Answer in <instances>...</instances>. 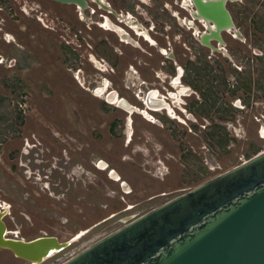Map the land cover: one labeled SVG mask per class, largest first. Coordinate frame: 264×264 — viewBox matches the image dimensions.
<instances>
[{"label":"rangeland","instance_id":"obj_1","mask_svg":"<svg viewBox=\"0 0 264 264\" xmlns=\"http://www.w3.org/2000/svg\"><path fill=\"white\" fill-rule=\"evenodd\" d=\"M129 1L133 4V16L150 28V1ZM156 1L167 16H171V11L186 16L177 0ZM263 3L264 0L228 2L226 8L243 38L221 32L220 51L212 49L213 40L204 47L207 57L216 59L212 64H219L224 71L229 86L235 78L227 67L233 65L223 56V50L241 51L248 57L249 66H259L255 57L264 48V31H257L253 20L259 18L264 24ZM12 6L6 14L0 13L4 19L0 21L2 32L11 38L8 43L0 38V96L11 99L9 106L0 109V208L9 210L2 220L8 237L23 240L54 236L62 242L81 234L38 264L64 262L122 226L125 219L136 218L250 158L252 145L263 150L264 139L259 130L261 125L264 127V93L243 104L237 97L250 96V92L241 88L233 95L220 91L223 107L232 116L226 120L218 119L214 108L208 116L187 110L181 114L178 109H185L189 100H199L197 94L191 93L178 96L174 111L181 121L170 119L163 112L156 114L171 120L163 121V126L122 108L105 111V102L93 92L102 81L138 108L142 105L136 95H143L149 88L162 94L175 92L167 85L169 76L161 70L162 58L155 49L136 37L137 48L120 43L113 33L95 23L99 11L90 21L85 13L88 18L82 21L73 13L72 5L53 0H14ZM39 8L52 19L43 23L55 30L44 28L37 21V17H44L38 13ZM57 8L63 18L56 27L53 13ZM155 22L149 34L174 53L178 64L182 63L184 55L190 53L183 42L190 36L189 31L176 21L179 30L168 28L158 13ZM67 27L71 28L69 32ZM99 39H105L118 54L115 68L105 66L100 70L89 59V53L97 61L100 59L92 50ZM61 44L74 55L63 51ZM19 64L22 67H17ZM236 65L233 68L239 72L243 64ZM15 78L23 84L22 91H15L23 102L14 111L15 99L2 81L12 83ZM18 110L22 114L21 124ZM129 115L132 135L127 142ZM112 122L113 132L109 131ZM213 124L223 126V130ZM209 133H218L219 141H214ZM183 149L196 157L189 167L179 159ZM100 161L107 166L99 167ZM198 163L205 166L203 174L197 172ZM110 170L120 180H113ZM44 171L48 173L46 178L42 176ZM121 182H125L127 190ZM0 264L28 262L0 249Z\"/></svg>","mask_w":264,"mask_h":264},{"label":"water","instance_id":"obj_2","mask_svg":"<svg viewBox=\"0 0 264 264\" xmlns=\"http://www.w3.org/2000/svg\"><path fill=\"white\" fill-rule=\"evenodd\" d=\"M234 1L240 0H190L192 16L212 25L199 36L201 44H222L220 33L235 30L226 8ZM117 105L128 106L124 100ZM125 221L60 264H264V149ZM5 228L0 213V249L27 262L40 263L70 243L54 236L5 237Z\"/></svg>","mask_w":264,"mask_h":264},{"label":"flooded vegetation","instance_id":"obj_3","mask_svg":"<svg viewBox=\"0 0 264 264\" xmlns=\"http://www.w3.org/2000/svg\"><path fill=\"white\" fill-rule=\"evenodd\" d=\"M13 1L14 0H0V13L6 14V10H11L13 8L12 6ZM149 1L151 3V6L153 7V9L151 8L148 11V15L151 20L150 28L143 26V24L135 16H133V12H132L133 4L129 0H117V1H109V2L105 0H97V1L96 0H85L86 5L83 9L79 8L78 6H75L74 4H69V5H72L73 13L77 16L79 20H82V21L84 18L86 19L88 18V16L85 13L89 14L88 21H90L94 16H96L97 14L96 11H99L98 13L99 19L97 22H95L99 28H101L102 30L106 32L113 33L120 43L124 45H131L135 48H137L138 43L134 38L135 37L140 38L142 39L143 42L147 43L149 47L155 49V51L159 54V56L162 58L161 59V62H162L161 70L169 76L167 85L171 89H174L175 92L166 91L167 93L162 94L156 88H149L147 89V91L143 93V95L141 96L139 94L136 95L137 100L142 105L141 108L135 107L134 105H131L130 103H128V101L124 99L123 97L119 96L116 93V91H114L113 89H110L106 81H102L100 84H98L93 90V92L95 96L103 99V101L106 103V104L103 103L105 107V111H110L112 108H116V107L124 109V107H120L117 105V102L119 100H124L127 105H131L137 109V111L134 109L131 112L128 111L130 112V114L133 112H137L139 115H141L145 120L149 121L150 123H157L163 126V119H167V118L158 116L156 115L157 113L163 112L170 119H179V121L182 120V118L175 113L174 108H176L175 105L177 104L178 96H182L184 94L185 95H188L189 93L197 94L199 100H195V99L189 100L185 105L186 106L185 109L183 110L178 109L179 112L181 114H184L185 110H187V112H189L190 114L194 113L197 115H202L199 113V110H202V106H203V100L201 96L196 90L190 87L188 83L184 82L183 79L188 77V71H189L188 65H187L188 62H192L193 64H196L198 61V58L201 56H205V58L211 64L216 59L210 56L207 57V53L204 51L205 46L201 44V42L199 41V36L203 34L204 32H206L205 26L207 25H206V22L202 18L200 17L195 18L192 16L193 6L191 5L190 0H177L178 7L186 13V16L184 15L177 16V14L174 13V11L170 12L171 16H167L166 10L160 7V5L157 3L156 0H149ZM234 2H238V1H234ZM57 3L66 4V3H60V2H57ZM17 7H19V4ZM38 13L43 14L44 17H37L36 18L37 21L44 28L53 29V28H49L48 25H45V23H43V20L48 22L49 20H52V19H50L46 13L42 12L40 8H39ZM157 13L160 15V18L164 20L168 28L179 30L178 26L176 25V22H177L178 25L183 26L190 33V36H186L183 40L184 45L186 46V49L190 53L189 55H186V54L184 55V59L182 63L180 64H178V61L175 58V55L171 50H168L158 40L155 39L156 37L149 34V31L155 27L154 24L156 23L155 19H156ZM53 14H54L53 19H55L56 21L55 23H53V25L57 27L59 19L60 18L62 19L63 17L60 14L59 8H57V10H55ZM231 19L234 24L232 15H231ZM0 21H4V19L2 18V15L0 16ZM208 28H212V25L208 24L207 29ZM69 30H71V28L67 27L68 32ZM226 32H229L233 38H236V39L243 38L242 34L237 32L236 29L235 31H231V28H230V29H227ZM0 38L3 40V42H6V43L11 42V38L9 34L3 33L1 27H0ZM210 41L212 40L210 39L209 42ZM213 41H214L213 47H217L218 49L221 50L222 48L221 43H217L215 40ZM61 45L63 47V51L65 52L68 51L70 52V54L74 55L73 52L65 44H61ZM92 50L94 54L100 57V59L97 61L93 57V54L91 53H89V59L92 62H94L100 70H104L105 66H107L108 68L109 67L115 68L117 66L118 61H119V56L118 54H116V52L112 50V47L108 44V42L105 39H99L94 44V46H92ZM229 51H232V54L234 53V55L230 54ZM223 53H224L223 56L232 63L233 67L237 68V65H236L237 63L243 64L242 69L239 70V72L235 70L236 73L232 74L233 77L235 78L234 84L230 85V87L232 88L238 82L239 73H241L245 69V62H248L249 59L243 53H241V51H234L233 49L223 50ZM225 53L228 54V57L225 56L226 55ZM237 55L242 56L243 57L242 60L235 59ZM1 62L2 60L0 61V63ZM12 65H15V61L13 62ZM109 94L111 95L110 97L111 100H108L107 98ZM244 99L245 97L241 99L237 97V100L239 102H242L243 104H245L243 102ZM107 107L110 109L107 110ZM109 131H110V126H109ZM125 134L127 135V142H129L130 137L132 135L130 115L126 117ZM259 134H260V137L264 139V127L262 125L259 130ZM263 149H264V144H263ZM106 165L107 164H103L101 168L102 169L105 168ZM47 174L48 173L47 172L45 173L44 171L42 175L44 176L43 178H46ZM111 178L113 180H120V177L116 173L115 174L113 173ZM127 188L128 187L126 186V188H123V189L127 190ZM129 207L130 206L126 207V209H129ZM5 209L8 210V207L0 208V210H5ZM8 213H9V210H8Z\"/></svg>","mask_w":264,"mask_h":264},{"label":"trees","instance_id":"obj_4","mask_svg":"<svg viewBox=\"0 0 264 264\" xmlns=\"http://www.w3.org/2000/svg\"><path fill=\"white\" fill-rule=\"evenodd\" d=\"M264 5V4H262ZM255 29L259 32L264 31V24H262L259 18L253 20ZM261 49V54L256 56L255 58L259 61V66L255 68H251L248 62H245V69L239 73V76L243 78V82L240 81V77H238V82L231 88L225 78H224V71L221 69L219 64H211L205 56H201L198 58L196 64L192 62H188V77L184 78L183 81L188 83L190 87L196 90L203 100L202 110H199V113L208 116V112L210 109L214 108L217 113L218 119L226 120L230 119L232 116L228 114V111L225 110L223 107L224 101L222 100L221 93L223 90H227L228 94L233 95L235 91L239 88H242L245 92H251V96H245L243 102L248 104L249 99L254 98L257 99L261 97L264 93V48ZM232 54V51H229ZM234 55V53L232 54ZM242 56L237 55L235 59L242 60ZM216 61V60H215ZM17 67H22V65H18ZM230 73H236L235 69L228 65L227 67ZM254 72V75H253ZM2 85L9 89L11 96L15 99V104L13 110L17 109V105L22 103L23 100L19 97L18 93H15L17 90L18 92L22 91L23 84L19 82L18 78H15L12 83H8L5 80L2 81ZM221 91L220 95L218 93ZM11 99L4 98L0 96V109L9 106ZM110 108L107 107V110ZM18 123H22V114L18 110ZM165 123L170 122L168 119H163ZM113 125L112 122L110 124V131L113 132ZM214 127L223 130V126L218 124H213ZM195 128V126H192ZM210 137L214 141H219L218 133H209ZM226 143V140L222 141L221 145L223 146ZM259 151L257 146L252 145L249 153L251 155L256 154ZM196 157L190 150L183 149L182 153L179 155V159L182 164L185 166H191L192 160ZM206 171L205 166L201 163H198L197 172L199 174H203Z\"/></svg>","mask_w":264,"mask_h":264},{"label":"bare ground","instance_id":"obj_5","mask_svg":"<svg viewBox=\"0 0 264 264\" xmlns=\"http://www.w3.org/2000/svg\"><path fill=\"white\" fill-rule=\"evenodd\" d=\"M208 24H210V23H208ZM135 25V24H134ZM210 29V28H209ZM228 29H230V28H228ZM234 29H235V27H234ZM235 31V30H234ZM157 94V93H156ZM111 95L109 94L108 96H107V98H108V100H111ZM117 100V99H116ZM155 108V107H154ZM157 108V107H156ZM169 108V107H168ZM125 110H127V111H132L133 109L134 110H136L137 111V109L135 108V107H133V106H131V105H128L127 107H125L124 108ZM171 109V108H170ZM172 112V111H171ZM175 115V114H174ZM103 164H106L105 162H103V161H100L99 163H98V165H99V167H102V165ZM107 166V165H106ZM111 171V170H110ZM115 174V172L114 171H111L110 173H109V175L112 177V174ZM117 178V177H116ZM121 185H122V187L123 188H126V184H125V182H121ZM0 213H1V215H2V218L3 217H5L6 215H7V213H8V210L7 209H5V210H0ZM7 228V227H6ZM5 228V237H8L7 236V234H8V231H7V229ZM81 234H79L78 236H76V237H74V238H72V239H70V240H67V241H63V242H70L69 244H71L72 242H74L77 238H79V236H80ZM83 235V234H82ZM10 238H15V237H10ZM15 239H19V238H15ZM21 240H23V239H21ZM60 252V251H59ZM28 264H38V262H36V261H32V262H28Z\"/></svg>","mask_w":264,"mask_h":264},{"label":"crops","instance_id":"obj_6","mask_svg":"<svg viewBox=\"0 0 264 264\" xmlns=\"http://www.w3.org/2000/svg\"><path fill=\"white\" fill-rule=\"evenodd\" d=\"M6 43V42H5ZM1 56V55H0Z\"/></svg>","mask_w":264,"mask_h":264}]
</instances>
